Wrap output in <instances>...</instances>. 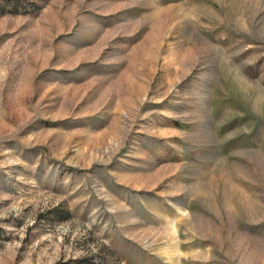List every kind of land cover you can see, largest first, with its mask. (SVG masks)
Listing matches in <instances>:
<instances>
[{
    "label": "rangeland",
    "instance_id": "rangeland-1",
    "mask_svg": "<svg viewBox=\"0 0 264 264\" xmlns=\"http://www.w3.org/2000/svg\"><path fill=\"white\" fill-rule=\"evenodd\" d=\"M0 264H264V0H0Z\"/></svg>",
    "mask_w": 264,
    "mask_h": 264
}]
</instances>
